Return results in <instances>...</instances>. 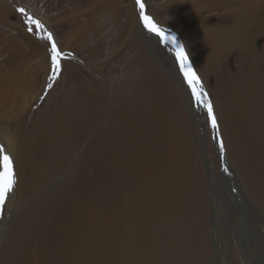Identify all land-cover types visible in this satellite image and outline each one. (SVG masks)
<instances>
[{"label":"bare ground","instance_id":"1","mask_svg":"<svg viewBox=\"0 0 264 264\" xmlns=\"http://www.w3.org/2000/svg\"><path fill=\"white\" fill-rule=\"evenodd\" d=\"M257 2L214 0L211 12L187 25L219 113L229 158L224 165L235 172L242 193L264 220V9ZM149 49L176 78L175 66L156 48ZM5 61L0 109L14 97L19 80L23 92L27 75L24 57L15 65L13 58ZM156 90L146 111L122 108L116 113L115 128L105 135L104 153L94 161L90 179L66 195L62 208L50 204L33 230V208L22 211L11 236L15 215L6 216L0 244L5 238L9 243L0 248V264H216L211 259L222 242L215 222L222 202L213 193L211 226L210 199L194 162L182 101L162 77ZM13 129L0 126L1 159L6 154L12 160L17 149ZM60 170L47 166L33 180L26 169L19 173L22 179L8 196L10 208L17 211L33 189ZM230 219L239 227L232 213ZM26 231L21 239L14 234ZM255 243L264 252V245Z\"/></svg>","mask_w":264,"mask_h":264},{"label":"rangeland","instance_id":"2","mask_svg":"<svg viewBox=\"0 0 264 264\" xmlns=\"http://www.w3.org/2000/svg\"><path fill=\"white\" fill-rule=\"evenodd\" d=\"M257 1L259 8L264 9V0ZM141 2L145 16L157 28L179 38L212 101L219 133L213 131L206 110L198 106L195 97L189 94L171 49L141 26L137 0H0V68L8 66L5 61L8 58H13V65L21 57L26 61L23 92L19 80L18 87L12 88L14 97H10L0 109V126L17 130V149L12 157L16 184L18 179H22L19 175L25 169L29 180H33L47 166L53 172L61 167L47 182L33 189L17 211L10 208L7 198L0 212V222L10 214L15 215L9 233L11 236L22 211L33 208L30 225L33 230L50 204L58 203L62 208L64 198L71 192H78L90 179L94 161L104 153L105 135L115 128L116 113L122 108L130 113L133 110L146 111L162 77L184 107L194 162L201 170L210 199L211 226L214 219L213 193L222 202L216 211V218H220H215L222 242L218 253L213 246L215 256L211 261L217 259L216 264H264V252L261 253L255 243L258 240L264 245V220L242 193L235 172L225 171L224 160L229 159L226 147L221 152L218 140L214 139L219 135L225 146L215 98L201 72V61L193 47L194 39L188 33V21L201 18L198 15L209 11L214 0ZM21 8L26 14L20 13ZM235 8L236 3L232 6ZM30 19L38 21L40 26L31 24ZM49 33L61 54L58 73L52 66V41L47 39ZM149 48H156L154 50L175 66L178 78L171 77L163 61ZM230 213L235 216L239 227H234ZM4 228L3 222L0 224V236ZM27 232L14 234L21 239ZM8 243L9 239L5 238L0 248L7 247Z\"/></svg>","mask_w":264,"mask_h":264},{"label":"snow or ice","instance_id":"3","mask_svg":"<svg viewBox=\"0 0 264 264\" xmlns=\"http://www.w3.org/2000/svg\"><path fill=\"white\" fill-rule=\"evenodd\" d=\"M137 2L139 3V0H137ZM140 8L143 13L144 5L140 4ZM19 11L21 14H26L23 8L19 9ZM141 19L144 21L145 27L150 32H153L158 37H160L166 45L171 43L175 51V57L179 61L181 71L184 73V77L186 78L187 83L192 90V94L196 99L197 105L206 110L208 118L211 122V127L213 131L218 134L220 129H219L217 117L214 112L212 101L207 98V93L203 91V87L200 79L198 78L196 73L192 70L190 63L188 62V57L185 54L183 45L178 44L175 37L169 38L168 36H166L164 32L161 31L159 28H157L156 25L152 23V21L147 16L142 15ZM30 23L40 26L39 22L35 20L30 19ZM31 30H32L31 27H29L30 32ZM47 39L49 41H52V46H51L52 66L54 72L58 73L61 67L60 64L58 63V59L61 54L58 51L57 45L55 44L53 37L50 33L48 34ZM198 89L200 90L198 91ZM214 139L218 140V143L220 145V150L221 152H224L225 146L223 139L220 138L219 135L215 136ZM2 153H3V148L0 147V154ZM2 159H3V171L0 172V212L3 211L5 202L16 184L14 166L11 158L8 155L3 154ZM225 171L227 172L228 169L225 168Z\"/></svg>","mask_w":264,"mask_h":264},{"label":"water","instance_id":"4","mask_svg":"<svg viewBox=\"0 0 264 264\" xmlns=\"http://www.w3.org/2000/svg\"><path fill=\"white\" fill-rule=\"evenodd\" d=\"M140 4H142L141 0H139V3H138V5H139L140 15H141V16H142V15L145 16L144 8H143V13H142L141 8H140ZM141 26L145 29V31H148V32L151 33L152 35L157 36L155 33L150 32V31L145 27L144 21H143L142 19H141ZM160 30H161V29H160ZM161 31H163V30H161ZM163 32H164V34H165L166 36H168L169 38H171V37H175L177 43H178V44H181L179 38H178L175 34H172V33L166 32V31H163ZM157 37H158V36H157ZM159 38H160V37H159ZM160 39H161V38H160ZM162 41H163V40H162ZM163 42H164V41H163ZM167 46H168V47L171 49V51L173 52V56H174L175 61H176L177 65H178V69L180 70L181 76L183 77L182 80H183L184 84H186L185 86L187 87V89H188V91H189V94L193 95V94H192V90H191V88L189 87L186 78L184 77V73L181 71L179 61H178V60L176 59V57H175V51H174V49H173L171 43L167 44ZM184 51H185V50H184ZM185 54H186V52H185ZM186 55H187V54H186ZM188 62L190 63L189 59H188ZM190 65H191V63H190ZM191 67H192V65H191ZM192 70L194 71L193 67H192ZM194 72H195V71H194ZM196 75H197V74H196ZM198 78H199V77H198ZM201 84H202V83H201ZM202 87H203V84H202ZM199 90H200V89H198V91H199ZM203 91L206 93V90H205L204 87H203ZM207 98H208V95H207ZM208 99H209V98H208Z\"/></svg>","mask_w":264,"mask_h":264}]
</instances>
